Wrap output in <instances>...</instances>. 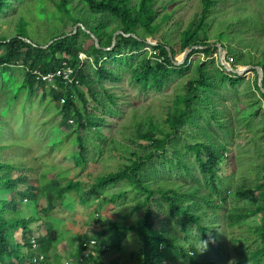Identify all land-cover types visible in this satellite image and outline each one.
Instances as JSON below:
<instances>
[{"label":"trees","instance_id":"trees-1","mask_svg":"<svg viewBox=\"0 0 264 264\" xmlns=\"http://www.w3.org/2000/svg\"><path fill=\"white\" fill-rule=\"evenodd\" d=\"M12 1L0 0V18H4ZM48 1L55 2L54 13H67L68 0ZM81 1L89 12L111 16L118 22L112 29L100 20L93 24L80 19L71 21L73 26L82 24L91 32L99 40V47L83 28L74 36H69L73 30L52 34L45 42L33 41L26 8L20 11L22 20L17 26L8 25L15 33L6 37L0 29V73L13 67L26 69L20 91L11 88L14 95L8 92L7 100L0 102V192L16 194L10 200H0V264H32L37 253L45 257L40 264H61L56 247L61 235L49 220L56 211L65 214L69 209L75 211L78 205L107 212L110 225L104 232L115 231L121 240L136 239L131 264H264V162L262 182L258 179L254 188L221 189L217 172L226 162L228 147L216 148L201 141L196 129L202 128V119L211 125L208 115L224 132L229 133L231 126L218 116L213 99L219 95V81L204 62L197 65V72L184 76L186 92L178 95L175 107L164 112L159 121L153 114L133 115L131 128L124 126L119 130L121 141H111L112 152L100 170L92 173V181L80 180L77 175L100 164L103 147L95 144L106 143L102 128L111 124L110 116L118 108V97L103 86V81L122 80L119 72L106 65L111 61L137 62L129 70L133 84L144 93L163 91L174 74L185 73L190 65L188 61L178 66L181 56L185 55L184 61L195 51L190 56L204 53L212 57L223 47L231 55L228 62L233 67L253 66L256 88L264 98L256 68L264 70V45H260L257 36L264 33V0H257L254 6L236 5L233 8L239 13L223 19V27L215 26V13L224 0H199V11L191 21L177 26L172 25V20L183 7L180 0H168L162 7L163 0H138L137 6L133 5L134 0ZM118 32L124 35L117 37L113 48ZM54 40L57 41L45 48ZM147 45L156 55L145 52ZM81 54L93 61L83 62ZM65 62L78 72L81 87H71L60 80L47 87L33 75L34 71L54 73ZM223 67L220 83L230 89L233 85L237 90L245 78ZM3 90L0 87V93ZM37 90L39 97L35 95ZM87 95L96 108L90 106ZM21 96L24 99L20 100ZM9 100L12 112L2 108ZM256 100L255 103L259 101ZM29 103L44 107L47 119L52 105H59L57 118L47 120L51 123L50 132L56 131L54 121L58 118L59 126L74 129L61 133L55 142L53 138L49 140L44 133L45 122L27 118ZM19 105L24 119L18 125ZM258 107L262 108L261 103ZM256 111H250L245 121L259 115ZM70 120L75 126L69 124ZM258 125L259 133L264 134V124ZM36 138L39 144L34 147L30 140ZM58 145L67 147L56 151ZM53 151L55 157L51 155ZM259 156L264 158V153ZM107 163L116 165L105 167ZM31 180L37 186H30ZM121 183L127 186L126 190L106 196L107 189ZM133 194L131 212L127 207L120 215L109 212ZM28 207L36 213L25 214ZM142 211L143 216L139 215ZM95 221L102 224L99 218ZM43 226L46 233L36 234ZM101 237L97 234V240L81 238L75 255L78 264H106L102 257L109 249V239ZM35 238L38 248L33 250ZM91 241H96L95 246H84ZM203 242L207 247L201 250Z\"/></svg>","mask_w":264,"mask_h":264},{"label":"rangeland","instance_id":"rangeland-1","mask_svg":"<svg viewBox=\"0 0 264 264\" xmlns=\"http://www.w3.org/2000/svg\"><path fill=\"white\" fill-rule=\"evenodd\" d=\"M167 1L168 0H163L164 3L160 6H164ZM56 2L60 3L61 0H56ZM68 2L69 7L67 13L61 14L59 11L54 13L55 10L53 11V9L55 2L53 1L13 0L11 8L8 9L4 18H0V26L2 27L0 28L1 34L6 33L7 35L5 34V36L9 37L12 35V33H15L14 29H10L8 25L11 24L12 26H17L22 20L20 11L25 8L28 14L27 22L29 35L31 39L36 42H45V40L52 36V34H62L73 31L75 26H73L74 24L71 21H75L77 19H80L81 22H91L92 24L95 21L100 20L106 24H109L112 29L118 25V22L111 16L103 17L101 15L89 12L86 5L81 0H68ZM137 2L138 0H134L133 5L137 6ZM180 2L183 7L175 14L174 19L172 20L173 26L189 23L199 11V0H180ZM256 4L257 0H224L217 7V11L215 13V16L217 17L215 26L223 27L222 20L226 17H231V15L237 12V10L233 8L236 5L246 7V5L254 6ZM164 12V10L161 11V13ZM79 29L80 28L78 27L77 32L80 31ZM257 36L259 37L260 45L263 46L264 33H259ZM198 49L199 48L196 50ZM242 49L246 48L242 47ZM221 51L222 47L219 48V50L215 52L212 57H208L204 53L190 56L192 54L190 53L186 57L187 59L183 64L184 66L188 61L190 62V65L186 69L185 73L174 74L172 80L165 90H149L146 93L141 92L140 89L131 81L132 74L129 72V70L131 69V66L135 65L137 62L118 64L114 63V61H111L107 63L106 65L108 68L119 72L122 78L120 82L116 83L103 81L104 88L108 89L111 93L118 97V108L117 111L113 110L114 116H110L112 118L110 120L111 124L102 128L101 133L106 143L95 144L96 146L103 147V155L100 158V164L97 165V167H90V170L87 173H83L82 175L77 173L80 180L85 179L87 181H92L90 178L92 173L100 170V166L102 163H104L106 156L112 152L111 141L114 139L121 141L119 130H123L125 128L124 126H130L131 128V122L133 120L132 117L134 114H137L138 116L153 114L159 121L164 112L168 111V109L172 107H175L178 95L186 92L184 81L186 75L197 72V65L200 62H204L208 65L210 72L214 74L215 80H217V82L219 81V87H216L219 95L213 99L219 112L218 116L220 118L224 117V120L222 121L229 122V125L231 126L229 133L224 132L208 115V120L211 121V125L207 120L202 119V128L199 130L196 129V134L199 136L201 141L216 148H221L223 146L228 147L229 151L227 152L226 162L221 165L217 172V182L223 191L228 189H251L256 186L258 179L262 182L261 177L263 176V172L261 165L264 162V158L259 156V154L264 153V137H262L264 134L259 133L257 127L259 126L258 124H260V126L264 124V98L260 96V92L257 90L255 85L257 74L252 69L246 72L244 76H241L245 79L238 84L236 88L237 90H235L233 85L232 89H230V87H223L222 83H220L223 80V77L219 76V72L224 70L221 60ZM145 52H149L150 56L156 55V53L153 51V48L148 45L145 49ZM224 52L227 60H230L231 55L226 51ZM184 56H181L180 62H183L182 60ZM106 58L109 57L106 56ZM239 68H244V66ZM25 74L26 69L22 67L8 68L7 70L0 73V87H4V90L2 93H0V102H2V100H7L8 92L9 95H14L11 88L16 92L20 91L22 87L21 80L25 77ZM50 89L51 88H48V90ZM40 91L43 93L42 89ZM25 95L26 93L24 96ZM35 95L36 97H39L38 90L36 91ZM87 97L90 106L96 108L97 105L90 95H87ZM100 97L104 99L103 94ZM22 99H24L23 96L20 97V100ZM49 99L50 96L48 97V100ZM256 99H259L257 103H255V101H257ZM259 103H261L262 108L258 107ZM11 104L17 105V103L14 102ZM9 105L10 100L8 103L3 105L2 108H4V110L7 112H12L9 108ZM59 108V105H52V108H50L51 115L48 116L47 119V117H45L44 107L39 108L37 104L30 103L28 105L29 114L27 113V118L31 117L35 119L36 122H39L38 119L43 120V122H45L44 133L49 135V140L53 138V142H55L54 139L61 136V133H69L74 129V127H69L68 125L59 126L58 122H60V118H58L56 119V123L54 121L56 131L50 132L51 123L47 120H55V118H57L55 112H58L60 110ZM21 109L22 106L19 105L17 108L18 115L16 117L18 120V125L24 119V113H21ZM256 110L259 111L257 112ZM250 111H256L259 115L251 117L245 121V118L248 117ZM105 116H109V114H105ZM72 125L75 126V124ZM256 129L258 133L256 132ZM46 142L48 143V141ZM30 144L33 146L39 144L38 139L36 138L35 141L30 140ZM86 145L88 144L86 143ZM66 147L67 145H58L55 149L57 151ZM51 155L55 157L56 152H51ZM115 165L116 163H107L105 167H111ZM36 184L37 182L35 180L30 181V186H35ZM126 188L127 186L121 183L107 189L104 193L106 196L111 197L113 195L122 193L124 190H126ZM15 196V193H9L7 191L0 192V200H10V198ZM134 197L135 194L128 196L125 201L116 203L115 208H111L109 212L115 216L120 215L123 211H125V207H127L129 212H131ZM230 202V204L234 203L232 200ZM235 204L236 203H234V206ZM18 206L20 208L22 204H19ZM227 207L228 209L230 208L229 205ZM31 211L32 213H36V211L28 207L25 209V214H30ZM106 213L107 212L104 210L102 212L97 211L95 206L89 207L86 205H78L76 206L75 211L69 209L65 214H61L60 212L56 211L54 217L50 218L49 221L56 229H58L61 235L59 242L56 245L58 254L62 258L61 264H78L75 255L78 252L81 238L86 236L87 239L94 238L97 240V234L102 235L101 238L103 239H109L108 243L106 244L109 249L103 254L102 257V260L106 264L132 263L134 258L133 254L136 251V239L130 238L121 240L117 237V233L115 231H110L109 233L104 232V228L110 225V219L106 216ZM103 214L104 217H98L102 216ZM143 214L144 211L140 212L139 215L143 216ZM95 218L101 219L102 224L104 225L98 224L95 221ZM254 224L255 222H248V225ZM39 228L40 229L36 234L41 235L46 233L44 226ZM98 240H100V238H98Z\"/></svg>","mask_w":264,"mask_h":264},{"label":"built area","instance_id":"built-area-1","mask_svg":"<svg viewBox=\"0 0 264 264\" xmlns=\"http://www.w3.org/2000/svg\"><path fill=\"white\" fill-rule=\"evenodd\" d=\"M80 59L85 61L92 62L93 60L91 58H88L85 54L80 55ZM34 77L37 81L46 84V85H53L57 82V80H60L61 83L67 84L71 87H81V83L78 77V72L76 69L70 66L69 63L65 62L63 66L58 69L54 73H42L40 71H34L33 72ZM64 103V101H62ZM70 125L75 124L73 120H70ZM73 126V125H72ZM96 241H91L90 244H85V247H92L95 246ZM38 248V242L37 238L33 240V250H36ZM45 257L42 254H35V256L32 259V264H40L42 261H44Z\"/></svg>","mask_w":264,"mask_h":264},{"label":"water","instance_id":"water-1","mask_svg":"<svg viewBox=\"0 0 264 264\" xmlns=\"http://www.w3.org/2000/svg\"><path fill=\"white\" fill-rule=\"evenodd\" d=\"M78 27H79V28H83V30H85L84 27H83V25L80 24V25H78V26L75 27L74 31H73L71 34H69V36H74V35L77 33ZM85 31H86V30H85ZM86 32H87L88 34L91 35V37L96 41V44H97V46L99 47V40L96 39L95 36L91 34V32H89V31H86ZM119 35H124V33H123V32H118V33L115 34L114 39H113V48L116 46V43H117V37H118ZM128 37H129V36H128ZM56 41H57V40L52 41V42H51L48 46H46L45 48H48L49 46H51V45H52L54 42H56ZM27 42L30 43V44H32V42L29 41V40H27ZM107 50L109 51V50H112V49H107ZM194 50H195V49H194ZM224 51H225V50H224V48L222 47V51H221V52H222V53H221V60H222V64H223V66H225L226 69H228V70L232 71L233 73H235V74H237V75H240V76H244V75L246 74V72H248V71H250V70L253 69V66H248V67H244V68H239V67H238V68H235V67H233V65H232L231 63H229L228 60H227V58L225 57V52H224ZM192 52H193V51H191V53H192ZM186 59H187V58H185V60H184L183 62H181V63H177L178 66L183 65V64L185 63ZM256 68L258 69V72H259V86H260V88H261V92L264 93V85H263V80H264V70L262 69V67H256Z\"/></svg>","mask_w":264,"mask_h":264},{"label":"clouds","instance_id":"clouds-1","mask_svg":"<svg viewBox=\"0 0 264 264\" xmlns=\"http://www.w3.org/2000/svg\"><path fill=\"white\" fill-rule=\"evenodd\" d=\"M206 247H207L206 243H205V242H203V247H202V249H201V250L205 249Z\"/></svg>","mask_w":264,"mask_h":264},{"label":"crops","instance_id":"crops-1","mask_svg":"<svg viewBox=\"0 0 264 264\" xmlns=\"http://www.w3.org/2000/svg\"><path fill=\"white\" fill-rule=\"evenodd\" d=\"M35 186H37V184H36ZM43 235H44V234H43Z\"/></svg>","mask_w":264,"mask_h":264},{"label":"bare ground","instance_id":"bare-ground-1","mask_svg":"<svg viewBox=\"0 0 264 264\" xmlns=\"http://www.w3.org/2000/svg\"><path fill=\"white\" fill-rule=\"evenodd\" d=\"M82 82V81H81Z\"/></svg>","mask_w":264,"mask_h":264}]
</instances>
